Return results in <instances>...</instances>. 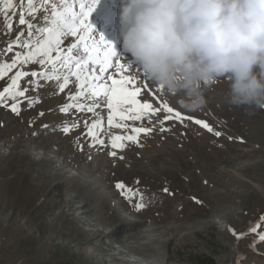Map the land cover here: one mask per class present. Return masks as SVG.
<instances>
[{
	"label": "rangeland",
	"instance_id": "obj_1",
	"mask_svg": "<svg viewBox=\"0 0 264 264\" xmlns=\"http://www.w3.org/2000/svg\"><path fill=\"white\" fill-rule=\"evenodd\" d=\"M98 4L89 16L95 39L102 35L109 41L126 66L123 73L114 66L110 74L133 77L129 87L141 89L142 103L167 104L191 119L164 120L169 113L161 108L155 116L123 121L152 132L141 133L138 143L123 141L125 147L113 148L110 137L132 134L131 127L109 128L103 103L95 113L60 111L70 103L93 104L83 97L69 99L78 91L75 77L60 92L62 80L31 75L46 71L39 63L12 69L0 80V90L16 71L29 75L20 81L27 98H16L19 113L0 106V264H264V241L258 239L264 222L238 240L231 260L236 236L229 231L244 233L264 215V107L229 105L228 83L222 80L207 90L201 110L179 108L175 97L154 85L123 49L119 21L108 16L110 0ZM27 11L26 0H14L6 21L11 31L0 12V64L26 53L23 43L39 36L29 37L26 25L18 22L20 15L30 19ZM34 23L40 28L47 22ZM18 33L21 40L8 52ZM13 102L9 98V105ZM100 118L103 144L87 134L88 125ZM118 182L143 193L147 206L137 211L139 196L126 198Z\"/></svg>",
	"mask_w": 264,
	"mask_h": 264
},
{
	"label": "clouds",
	"instance_id": "obj_2",
	"mask_svg": "<svg viewBox=\"0 0 264 264\" xmlns=\"http://www.w3.org/2000/svg\"><path fill=\"white\" fill-rule=\"evenodd\" d=\"M119 24L123 49L179 108L201 110L222 80L229 105L264 107V0H122Z\"/></svg>",
	"mask_w": 264,
	"mask_h": 264
},
{
	"label": "snow or ice",
	"instance_id": "obj_3",
	"mask_svg": "<svg viewBox=\"0 0 264 264\" xmlns=\"http://www.w3.org/2000/svg\"><path fill=\"white\" fill-rule=\"evenodd\" d=\"M99 0H26L28 11L26 19L25 16L20 15L19 24L26 25L27 34L29 37L39 33L34 43H23V47L28 51L23 54H17L10 64H0V80L8 76L12 69L17 68L18 65L26 63H39L46 67L45 72H32L31 75H40L46 80L61 81L58 83L60 92H63L71 83L69 77H75L76 87L78 91L69 97L72 101H78L83 97L86 100H92L93 104L70 103L63 106L60 111L67 112L71 108L77 110H84L95 113L102 103L109 109L107 115V123L109 128L128 129L131 127L132 134L112 135L110 137L111 146L113 148H123L126 145L123 141H130L132 143L139 142L141 133L148 135L152 132L151 128L131 126L123 121H139L149 116L157 115L161 108L169 115L164 117V120H173L174 118L183 121L184 119H191V117H182L181 113L169 107L167 104L161 105V108H153L151 103L141 102L138 97L141 94L139 87H129L135 84V79L126 75L114 78L109 70L115 66L118 73L126 71V66L120 63L117 53L114 51L113 45L104 39L102 35L99 39H95L93 26L89 22V16L94 11ZM4 5V9H0L4 16V26L7 30H12V25L7 24L8 10L14 6V0H0ZM78 5L79 10H75ZM39 14V15H38ZM19 15V13H18ZM43 18L47 23L44 27L37 28L34 21ZM23 33H18L14 40H12L7 48L8 52L12 51V45L21 40ZM69 38H75L71 43L65 46ZM113 58L115 64H113ZM107 74V75H106ZM29 75L23 71H16L10 77V83L0 90V106L10 107L12 112L19 113L20 101L17 97H25L27 89L21 90V78ZM108 81H111L109 84ZM9 98L13 103L9 105ZM27 98V97H25ZM35 101H30L34 103ZM119 121V122H118ZM194 123L205 128L214 135H222L219 131H214L212 126L207 122L195 119ZM162 124L163 121H160ZM104 131L103 118L97 119L88 125V135L93 138L96 143L103 144L104 141L99 139V132ZM70 129L65 127L63 131L68 132ZM161 131L168 129L161 127ZM231 139V137L229 138ZM241 139V138H237ZM241 142L243 140L241 139ZM112 156L116 152L111 153ZM123 159V157H120ZM116 188L120 189L126 198L139 196V201L135 204L136 210L139 211L147 205L144 202V194L138 189L127 187L122 182L116 184ZM164 191H168L164 189ZM131 194V196L127 194ZM261 222H264V215H262L256 224L249 228V232L255 233L261 227ZM229 231L236 236L237 240L247 233L237 234L231 228ZM258 239L264 241V232L259 233Z\"/></svg>",
	"mask_w": 264,
	"mask_h": 264
},
{
	"label": "water",
	"instance_id": "obj_4",
	"mask_svg": "<svg viewBox=\"0 0 264 264\" xmlns=\"http://www.w3.org/2000/svg\"><path fill=\"white\" fill-rule=\"evenodd\" d=\"M257 221H259V220H257ZM249 231H246V232H244V233H248ZM239 240V239H238ZM238 240H237V238L235 239V242H234V247H233V249L231 250V252H230V260L233 258V254H234V250L236 249V245H237V243H238Z\"/></svg>",
	"mask_w": 264,
	"mask_h": 264
},
{
	"label": "trees",
	"instance_id": "obj_5",
	"mask_svg": "<svg viewBox=\"0 0 264 264\" xmlns=\"http://www.w3.org/2000/svg\"><path fill=\"white\" fill-rule=\"evenodd\" d=\"M201 264H215V262L213 260H209V261L208 260H206V261L202 260Z\"/></svg>",
	"mask_w": 264,
	"mask_h": 264
},
{
	"label": "bare ground",
	"instance_id": "obj_6",
	"mask_svg": "<svg viewBox=\"0 0 264 264\" xmlns=\"http://www.w3.org/2000/svg\"><path fill=\"white\" fill-rule=\"evenodd\" d=\"M99 1H101V0H99ZM110 10V9H109ZM115 70V69H114ZM144 79V78H143ZM98 113V112H97ZM106 117V116H105ZM109 141V140H108ZM111 143V142H110ZM107 145V144H106Z\"/></svg>",
	"mask_w": 264,
	"mask_h": 264
}]
</instances>
